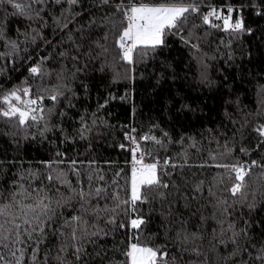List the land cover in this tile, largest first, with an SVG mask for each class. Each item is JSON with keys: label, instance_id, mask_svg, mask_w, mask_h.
<instances>
[{"label": "trees", "instance_id": "trees-1", "mask_svg": "<svg viewBox=\"0 0 264 264\" xmlns=\"http://www.w3.org/2000/svg\"><path fill=\"white\" fill-rule=\"evenodd\" d=\"M14 2L25 5L23 12L0 3V100L25 87L45 97L38 123L0 114V208L9 206L0 223H22L26 206L41 199L49 208L40 216L45 234L16 245L25 247L24 264H32L33 249L35 264H125L137 241L166 244L174 264H262L256 256L264 247V168L252 167V179L232 196L227 189L238 181L217 165H264V138L254 130L264 125V0H184L200 9L181 30L190 43L169 34L165 46L133 65L116 55L115 36L125 26L115 10L120 0ZM228 5L250 31L203 24V13L215 7L226 14ZM36 65L43 78L30 72ZM6 108L0 103V112ZM126 134L155 136L160 143L141 141L152 154L146 162L169 159L176 167L160 173L168 187L137 202L136 212L121 205L113 213L110 197L131 194ZM113 215L115 225L108 223ZM137 216L146 222L138 234L118 227ZM177 233L188 240L181 243Z\"/></svg>", "mask_w": 264, "mask_h": 264}, {"label": "snow or ice", "instance_id": "snow-or-ice-1", "mask_svg": "<svg viewBox=\"0 0 264 264\" xmlns=\"http://www.w3.org/2000/svg\"><path fill=\"white\" fill-rule=\"evenodd\" d=\"M13 7L23 12L25 5L15 3L14 0H7ZM36 2V0H33ZM57 3L60 0H56ZM72 4L78 2V0H70ZM104 4H108L109 0H102ZM0 3H4V0H0ZM115 10L123 15L122 23L125 26L118 31L115 36V47L119 49L116 54L118 59L123 60L128 65L139 63L142 56L148 54L147 50L155 51L157 48L165 46L166 37L169 34L181 35L183 25L188 21L191 13H198L200 11L199 6L192 2H184V0H159L156 3H150L148 0L143 2H135L133 0L130 4H125L123 0H120L116 4ZM239 10L233 6L228 5L226 14L215 8H210L209 11L202 14L203 24L210 28H222L224 31H231L233 33H242L250 31L246 29L245 23L242 18L237 17L233 19V13ZM259 14V13H258ZM215 21H221L222 24H218ZM175 30V31H172ZM181 39L185 44H189L190 40L181 35ZM197 47V45H192ZM104 52L108 51L107 47H104ZM30 72L33 75L43 78V69L41 65L31 67ZM22 91L23 95L20 94ZM52 101H57L58 95H50L47 97ZM44 96L33 95L31 90L27 87L16 89L3 96L0 103L6 105V110L0 112V114L9 117L17 118L20 125L28 124L29 121L39 122L44 120L43 115L44 108L41 107ZM259 137L264 138V125L254 129ZM133 133L135 128L131 130ZM125 139L129 141L130 147L127 148L132 157V170H131V194L129 199L120 200L119 194L114 197H110L116 201L115 206L111 209L113 213H116L118 209H121V205H129L132 212L137 211V202L147 203L148 198L152 195L155 189L159 187H168L166 183H163L160 178V173L164 172L166 167L175 168L176 165L171 163L169 159H164L163 162L159 159L153 158L151 162H146L147 157H151V151L141 144V141L148 142L153 141L160 143L155 136L143 135L136 137L131 134H126ZM264 143V139L261 140ZM121 148H125L124 144L120 145ZM241 151H247L241 149ZM215 157H213L214 159ZM64 161L51 162V163H63ZM51 163L47 166L51 167ZM75 165L77 161L72 160L70 162ZM217 167H223L227 169L234 176L229 175L228 179H234L238 183H233L230 191L232 196H236L245 187L246 177L251 180V168L261 167L264 165H258L257 161L253 160L251 165L246 167L242 163L237 164H223L217 165ZM75 170V169H74ZM260 179H264V172L260 174ZM54 178L49 175L47 180L51 182ZM103 179V177H100ZM223 180H221V183ZM23 188V185H20ZM41 190L42 189H38ZM103 189L97 188L96 194L99 196ZM85 193L81 190L79 196L81 199L85 198ZM88 195H91L90 193ZM15 193H13V198ZM8 205H4L0 208V217H7L8 213L6 209ZM28 211H23V222L17 223L15 220L11 221L12 228H6L5 224L10 221L5 220L4 223H0V264H24L25 247L29 246L28 241L33 239V233L38 236H43L44 228L40 226V216L48 215V205H45L43 199L37 202L35 205H27ZM37 209H41V212L37 214ZM127 212V209H122ZM29 212L32 213V218L29 217ZM19 219V217H16ZM81 217H72V220L79 221ZM35 221L36 223H34ZM108 223L117 224L116 216L113 215ZM146 222L143 217H135L130 219L129 225H125L123 222L118 224V227L125 228L130 227L132 230H136L137 234L141 230V226ZM27 226V227H25ZM98 233H93L97 235ZM107 235V233H105ZM76 232H72V239H76ZM177 238L183 243L188 240V236L180 237V233H177ZM236 242L235 240L233 241ZM22 245L25 247H16V245ZM166 244L159 246H149L147 244L130 243L124 255L127 257L125 264H174L175 257L170 256V253L166 250ZM81 248H75V253H80ZM5 252L8 255H5ZM260 254L256 256L257 260H260L264 264V247L259 250ZM37 255V249H33L31 262L35 264ZM11 257V259L9 258ZM79 258V256H77Z\"/></svg>", "mask_w": 264, "mask_h": 264}, {"label": "built area", "instance_id": "built-area-1", "mask_svg": "<svg viewBox=\"0 0 264 264\" xmlns=\"http://www.w3.org/2000/svg\"><path fill=\"white\" fill-rule=\"evenodd\" d=\"M131 164H132V159H131Z\"/></svg>", "mask_w": 264, "mask_h": 264}]
</instances>
